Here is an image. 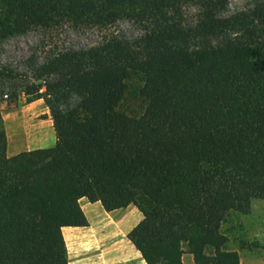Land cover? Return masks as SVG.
Segmentation results:
<instances>
[{
	"label": "trees",
	"instance_id": "trees-1",
	"mask_svg": "<svg viewBox=\"0 0 264 264\" xmlns=\"http://www.w3.org/2000/svg\"><path fill=\"white\" fill-rule=\"evenodd\" d=\"M226 2L0 0V43L137 31L42 46L22 74L0 62V97L42 99L54 136L7 156L0 117V264H66L60 229L86 226L80 198L141 214L126 237L145 264H239L221 224L264 203V0Z\"/></svg>",
	"mask_w": 264,
	"mask_h": 264
},
{
	"label": "rangeland",
	"instance_id": "rangeland-1",
	"mask_svg": "<svg viewBox=\"0 0 264 264\" xmlns=\"http://www.w3.org/2000/svg\"><path fill=\"white\" fill-rule=\"evenodd\" d=\"M252 0H227L226 13L243 8ZM186 17L192 18L193 9H187ZM136 29L125 21H119L105 29L63 27L42 34L31 32L5 39L0 43V62L10 65L18 73H24L23 61L33 55L40 59L45 51L55 45L89 46L111 35L133 37ZM43 46V47H42ZM6 91V89H5ZM30 96L17 90L15 99L0 97V117L5 133L6 155L52 146L54 142L51 120L42 99L31 102ZM229 241L228 249H237L244 264H264V203L253 200L246 215L232 213L221 224ZM242 243V245L240 244Z\"/></svg>",
	"mask_w": 264,
	"mask_h": 264
},
{
	"label": "crops",
	"instance_id": "crops-1",
	"mask_svg": "<svg viewBox=\"0 0 264 264\" xmlns=\"http://www.w3.org/2000/svg\"><path fill=\"white\" fill-rule=\"evenodd\" d=\"M12 155L11 151L7 154ZM78 205L86 226L60 229L66 264H145L126 237L141 220V214L132 205L110 212H105L99 202L89 203L85 198H80ZM238 257L239 264H244L239 253ZM180 262L194 264L189 254H182Z\"/></svg>",
	"mask_w": 264,
	"mask_h": 264
},
{
	"label": "built area",
	"instance_id": "built-area-1",
	"mask_svg": "<svg viewBox=\"0 0 264 264\" xmlns=\"http://www.w3.org/2000/svg\"><path fill=\"white\" fill-rule=\"evenodd\" d=\"M5 97V95H3Z\"/></svg>",
	"mask_w": 264,
	"mask_h": 264
}]
</instances>
